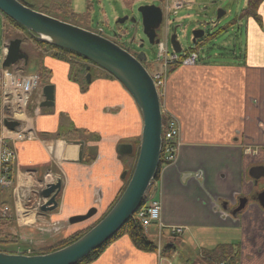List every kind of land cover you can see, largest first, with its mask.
<instances>
[{
    "label": "crops",
    "instance_id": "1",
    "mask_svg": "<svg viewBox=\"0 0 264 264\" xmlns=\"http://www.w3.org/2000/svg\"><path fill=\"white\" fill-rule=\"evenodd\" d=\"M256 12L259 19L245 17L241 59L200 60L167 70L159 99L161 112L179 123L178 147L174 162L161 168L144 198L145 203L159 201L162 229L180 226L182 240L187 235V241L207 242L215 235L218 246L238 243V264H264V208L252 199L264 190V0ZM26 54L27 63L13 68L27 73L32 59L41 86L24 112L12 115L0 100V134L6 113L19 122L17 128L30 132L14 144L11 183L0 185V228L19 239L17 247L41 250L105 214L125 185L122 172L128 173L133 162L132 153L119 155L117 146L129 143L134 151L142 118L123 85L102 70L87 82L79 63L55 57L53 51L38 48ZM152 67L159 68L158 62ZM45 84L53 85L51 107L39 105ZM71 128L80 139L56 137ZM58 179L57 206L41 211L45 199L39 190ZM244 197L245 208L236 212ZM90 208L96 210L91 217L69 222ZM150 231L157 232L155 224ZM161 259L166 260L158 252L135 249L122 236L90 264H158Z\"/></svg>",
    "mask_w": 264,
    "mask_h": 264
},
{
    "label": "water",
    "instance_id": "2",
    "mask_svg": "<svg viewBox=\"0 0 264 264\" xmlns=\"http://www.w3.org/2000/svg\"><path fill=\"white\" fill-rule=\"evenodd\" d=\"M138 12L142 31L148 42L158 43L163 21L161 7L154 4L142 5L138 7ZM0 13L21 25L36 39L76 52L109 73L131 95L142 118L138 152L132 173L120 196L102 218L73 242L46 253L24 254L0 251V264H76L110 239L133 217L144 200L145 193L155 176L161 154L162 113L159 93L152 76L142 63L145 59L144 53L133 55L100 33L38 11L25 0H0ZM223 14L224 11L218 10L216 19L221 18ZM126 19L127 17L124 16L118 22H124ZM130 20L136 21L134 17ZM203 36L202 28L194 29L192 42L195 43ZM168 42L174 52L181 51L175 33L170 35ZM27 59V54L21 49V39L14 38L7 42L6 54L2 61L3 67H9L20 60L26 64ZM86 70L85 78L90 82L89 66H86ZM42 92L43 101L39 105L51 107L54 103L53 85L45 84ZM3 124L7 129L13 130L19 122L4 119ZM77 143L82 144L81 141ZM117 153L119 155L132 153V145L118 144ZM125 175L126 170L122 172L121 178ZM60 188L61 181L58 179L56 182L47 183L39 190V197L45 199L39 206L41 211H49L57 206L56 195ZM252 199L258 202L259 207L264 208V190L254 195ZM246 204L247 198H240L236 212L242 211ZM95 211V208H90L85 214L71 216L69 222L86 220Z\"/></svg>",
    "mask_w": 264,
    "mask_h": 264
},
{
    "label": "rangeland",
    "instance_id": "3",
    "mask_svg": "<svg viewBox=\"0 0 264 264\" xmlns=\"http://www.w3.org/2000/svg\"><path fill=\"white\" fill-rule=\"evenodd\" d=\"M25 1L31 4L32 7H40L43 4H48V1L55 2V0ZM70 1L72 10L77 15V19L71 20V23L98 32L109 39L116 38L118 43L131 53H144L145 65H154L157 59V46L156 44H150L148 42L147 37L142 31L140 13L138 12L139 6L149 4L160 6L163 11V23L159 30L161 40H164L165 31H167L168 38L171 34L175 33L176 39L181 47V51L177 56L181 57L185 51L196 49L198 52L196 62L202 60L208 62L230 63L243 57L241 54L243 55L246 44V18L241 16L240 12L245 7L246 0ZM176 1L180 2L179 7L174 6ZM218 10L224 11V14L221 18L216 19V13ZM124 16H126L127 19L124 22H118V20ZM131 17H134L136 21H131ZM70 19H73V17L70 16ZM224 26H226L225 29L221 30ZM197 28H202L204 30L203 37L208 35L210 37L203 40V42L199 41V44L196 45L192 42V31ZM14 38L21 39V49L23 52L32 53L38 50V48L45 52L53 51L50 48H40L28 33L9 24L7 19H2V16L0 15V67L3 57V43H7ZM172 52L171 45L168 42V53L171 54ZM233 54H236V59ZM71 62L75 64L79 63L80 67L82 63L86 64V66H89L90 75L92 74V76L100 72L98 67L88 62H82L75 59ZM18 63L20 64L21 62ZM148 66L149 72L154 71L152 66ZM37 69L34 61L31 59L26 66L25 72L35 73ZM80 69L83 73L85 72L83 68ZM127 176L128 174L126 171L125 178ZM154 231L148 232L147 237L149 240L157 241L158 235L157 232ZM212 236L213 238L208 239L207 242L198 241V238L191 242L186 240L187 235H185L184 240L180 239V241L176 242V252L173 253L170 258H166V260L161 259L158 264H208L207 260L199 256L201 255L200 252L203 248H214L218 246L217 244L219 242H215V235ZM181 240L183 243H180ZM163 241L164 237L161 238V244L164 243ZM19 242L20 241H18L17 244H14L15 247L13 246L10 248L8 244L6 245V248L13 252L21 253L24 251L23 253L28 254L40 250L37 248L17 247V245L19 246ZM54 245L55 244L48 246L47 248ZM219 262L214 263L219 264Z\"/></svg>",
    "mask_w": 264,
    "mask_h": 264
},
{
    "label": "trees",
    "instance_id": "4",
    "mask_svg": "<svg viewBox=\"0 0 264 264\" xmlns=\"http://www.w3.org/2000/svg\"><path fill=\"white\" fill-rule=\"evenodd\" d=\"M260 0H247L245 7L241 10L240 15L247 17V16H252L253 18L259 19L257 15V6L259 4ZM56 7V8H54ZM34 9L41 11L43 13H46L48 15L54 16L58 19H61L63 21L67 22H72L71 20L77 19V15L73 12L72 10V5L70 0H55V2H49L48 4H43L40 7H33ZM70 16L73 17V19H70ZM9 24L24 30L26 33H28L25 28H23L21 25L13 21L12 19L8 18L5 16ZM75 24V23H74ZM226 26L221 28V30L225 29ZM29 34V33H28ZM30 35V34H29ZM30 37L34 40V42L40 47V48H50L53 50V56L65 59L67 61H72L73 59L82 61V62H88L92 64L87 58L81 56L80 54L63 49L57 46L50 45L44 41L36 39L34 36ZM210 36L203 37L202 39H197L195 44H199V41L203 42V40L209 38ZM116 42V41H115ZM196 50V49H193ZM145 68L149 71V66L144 64V61L142 62ZM93 65V64H92ZM178 65V63H173L169 66L168 70L171 71L173 68H175ZM95 66V65H94ZM148 66V67H147ZM151 66V65H150ZM81 68H83L86 72V64H81ZM99 68V67H98ZM106 74H108L111 78H113L109 73L104 71L103 69L99 68ZM84 72V73H85ZM166 120L167 116L165 114H162V130H164L165 125H166ZM56 137L58 138H63L69 141H75L80 139L78 130L75 128H71V130L64 131L61 133H57ZM137 152H138V144L136 145V148L132 152V158L133 162L130 165V169H128V176L126 177V182L124 187L122 188L121 192L125 188L128 179L132 173L135 160L137 157ZM165 165V161L163 160L162 157V152L159 157V162H158V167L155 173V176L153 180H158L161 168ZM121 192L119 195L115 198L113 203L110 205V207L107 209L105 214L108 212V210L112 207V205L115 203L117 198L120 196ZM144 205V204H142ZM104 214V215H105ZM103 215V216H104ZM102 216V217H103ZM101 217V218H102ZM97 222V221H96ZM95 222V223H96ZM92 226V225H91ZM90 226V227H91ZM90 227H87L83 230L76 231L72 233L71 235L67 236L66 238L62 239L59 241L57 244H55L52 247L49 248H44L39 251H33L29 254H38V253H46L55 249H58L64 245H67L74 240H76L78 237H80L82 234H84ZM148 233V227H145L142 225L141 220L137 217V214L135 213L132 218H130L110 239H108L105 243H103L100 247L94 249L91 251L86 257H84L82 260H80L76 264H90L91 262L95 261L100 254L103 252V250L110 244L112 243L115 239L126 236L133 247L141 252L145 253H157L159 250V255L161 257L165 258H170L173 253L176 252L177 250V243L180 241V236L178 235H171L169 229H162V237H164V243H162L158 249L157 243L154 240H149L147 237ZM18 238L12 234L6 233L0 228V251H6V252H13L12 250H9L6 248V245H14L18 243ZM201 258H204L207 260L208 264H216L214 262H221L225 261L227 264H238V254H239V244L234 243V244H223L219 245L216 248L209 250V249H202L200 252Z\"/></svg>",
    "mask_w": 264,
    "mask_h": 264
},
{
    "label": "built area",
    "instance_id": "5",
    "mask_svg": "<svg viewBox=\"0 0 264 264\" xmlns=\"http://www.w3.org/2000/svg\"><path fill=\"white\" fill-rule=\"evenodd\" d=\"M174 6L179 7L180 2L176 1ZM5 53V48H3ZM198 58V52L191 50L184 53L181 57L176 53H168L166 42L157 44V62L159 68L152 71L154 84L161 94L167 68L170 64L178 63L180 65H193ZM40 85L38 74H26L19 69H10L0 67V100L2 105L11 112L12 115L24 112L31 100V96ZM10 116V115H9ZM30 137V132L25 129L8 130L2 126L0 134V185L6 186L11 183L10 171L11 164L14 161L15 142L23 141ZM179 123L175 117L168 115L164 130L161 136V148L163 160L166 164H170L175 160L178 147ZM7 207L2 208L3 212L7 211ZM137 217L141 220L143 226L148 227L155 224L157 227L158 242L161 237L160 222V203L154 198H150L136 211ZM182 233L180 226L170 227L171 235H179ZM219 264H226L221 262Z\"/></svg>",
    "mask_w": 264,
    "mask_h": 264
},
{
    "label": "flooded vegetation",
    "instance_id": "6",
    "mask_svg": "<svg viewBox=\"0 0 264 264\" xmlns=\"http://www.w3.org/2000/svg\"><path fill=\"white\" fill-rule=\"evenodd\" d=\"M0 15L2 16V19L3 18H5V16L4 15H2L1 13H0ZM115 41H117V39L116 38H113ZM118 42V41H117ZM119 45H121V44H119ZM122 46V45H121ZM124 47V46H123ZM133 55H136V53H132Z\"/></svg>",
    "mask_w": 264,
    "mask_h": 264
}]
</instances>
